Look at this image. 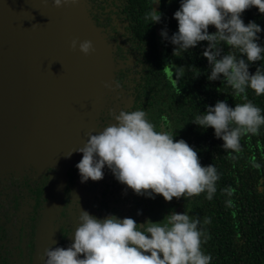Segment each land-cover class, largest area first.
<instances>
[{"label":"clouds","instance_id":"1","mask_svg":"<svg viewBox=\"0 0 264 264\" xmlns=\"http://www.w3.org/2000/svg\"><path fill=\"white\" fill-rule=\"evenodd\" d=\"M53 3L61 8L79 0ZM251 8L264 14V0H180V8L174 13L178 31L169 38L164 29L161 35L175 46L174 55L207 42L203 56L209 63V81L223 77L225 86L245 101L249 88L257 96H264V66L258 67L255 74L249 71L250 65L264 60V46L258 35L264 30L254 21L246 25L242 19ZM145 19L160 23L162 14L152 7ZM210 26L215 27V33L209 32ZM78 44L84 55L94 51L91 41L73 40L72 49ZM223 45L230 49L226 54ZM261 113L250 101L234 108L226 101H217L193 123L214 129L215 137L224 141L222 147L229 158L235 159L231 153L241 150V137L259 134L264 125ZM113 121L98 134L90 133L84 146L75 151L82 153L76 165L81 183L103 180L107 168L138 196H162L171 202L173 198L188 200L206 192V199L212 200L220 179L217 169L214 165L202 166L197 151L185 140H176L175 134L167 130L157 131L144 111L121 110L113 115ZM254 166L259 168L258 164ZM224 192L231 196L234 189L229 186ZM78 204V227L71 236L72 243L46 249L41 256L44 264H211L212 257L202 251L207 237L201 221L186 212L173 211L160 222L149 219L141 224L130 217L97 218L83 210L79 200ZM226 204L231 207L232 201Z\"/></svg>","mask_w":264,"mask_h":264},{"label":"trees","instance_id":"2","mask_svg":"<svg viewBox=\"0 0 264 264\" xmlns=\"http://www.w3.org/2000/svg\"><path fill=\"white\" fill-rule=\"evenodd\" d=\"M89 1L94 17L105 28V38L114 49V59L118 62L113 73L114 85L124 92L127 111H144L157 131L167 130L175 134L176 140H185L197 151L201 165H214L220 177L212 200L206 199L205 192L188 200L173 198L171 202H166L162 196L155 199L138 196L114 177L118 191L92 192L91 199L101 205L100 218L108 215L121 219L130 217L142 224L149 219L160 222L173 211L186 212L201 221L207 237L202 251L212 257L211 264H264V125L259 134L241 137V150L231 153L236 158L230 159L222 147L224 141L215 137L214 129H204L193 123L217 101H226L233 108L238 103L250 101L264 115V96H257L249 88L245 101L243 96H235L233 90L225 86L223 77L209 81V63L203 56L207 42L173 54L175 46L161 33L167 29L170 38L178 31L174 13L180 8V0H159L158 3L156 0ZM152 7L162 14L160 23L152 24L145 19ZM242 19L246 25L254 21L264 30V14L258 9L247 10ZM209 32L215 33V27L210 26ZM258 35L259 43L264 46V31ZM222 47L225 54L230 51L226 45ZM261 66L264 60L250 65V73L255 74ZM20 186L22 190L11 191L12 194H29L27 185ZM229 186L234 189L231 196L224 192ZM103 187H110V179L104 181ZM88 194L89 191L65 192V206L58 220L70 222L69 241L61 247L72 243L71 236L78 227V200L83 210H91ZM83 198L87 202L85 207ZM228 200L232 201L231 207L226 204ZM93 205L97 206L95 201ZM206 220L210 223H205Z\"/></svg>","mask_w":264,"mask_h":264},{"label":"flooded vegetation","instance_id":"3","mask_svg":"<svg viewBox=\"0 0 264 264\" xmlns=\"http://www.w3.org/2000/svg\"><path fill=\"white\" fill-rule=\"evenodd\" d=\"M34 2L37 10L27 20L34 21L31 27L38 31L34 49L62 75L5 66L0 71V264H44L41 256L46 249L69 241L70 222L58 220L66 191H89V199L93 191H118L107 168L103 180L81 183L76 167L82 153L75 151L84 146L89 134H98L114 123V114L128 109L114 76L109 84L102 72L104 68L113 74L118 67L105 28L94 17L89 0L61 8L53 0ZM34 2L25 0L27 5ZM87 20L111 48L112 62L97 49ZM73 40L91 41L94 51L84 55L79 44L73 50ZM108 179L110 187H103ZM21 184L27 185L29 194H12L22 190ZM82 203L85 207L84 198ZM89 207L87 211L100 218L101 205L94 198Z\"/></svg>","mask_w":264,"mask_h":264},{"label":"water","instance_id":"4","mask_svg":"<svg viewBox=\"0 0 264 264\" xmlns=\"http://www.w3.org/2000/svg\"><path fill=\"white\" fill-rule=\"evenodd\" d=\"M34 10H37L35 2L27 5L25 0H0V71H4L5 66L8 70L20 68L33 74L50 72L52 76H60L62 73L55 70L56 67H52L38 52L37 48L34 49V39L37 37L38 31L31 27V23L34 21L27 22V20L33 19L32 11ZM87 22L96 36L97 49L104 55V59L112 62L111 48L90 20H87ZM157 34H160L159 27H157ZM102 72L104 75V68ZM112 77L113 74L110 72L108 74L109 84H111ZM63 176L64 173L62 172V187L64 184ZM61 192L59 191V198Z\"/></svg>","mask_w":264,"mask_h":264},{"label":"rangeland","instance_id":"5","mask_svg":"<svg viewBox=\"0 0 264 264\" xmlns=\"http://www.w3.org/2000/svg\"><path fill=\"white\" fill-rule=\"evenodd\" d=\"M104 74H105V76H106V77L108 76V73H107V71H105V72H104Z\"/></svg>","mask_w":264,"mask_h":264}]
</instances>
